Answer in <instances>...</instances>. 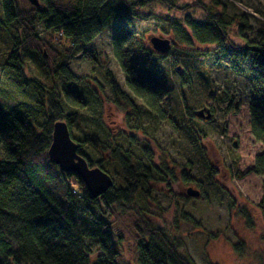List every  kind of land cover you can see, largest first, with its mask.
Returning <instances> with one entry per match:
<instances>
[{"label":"trees","instance_id":"obj_1","mask_svg":"<svg viewBox=\"0 0 264 264\" xmlns=\"http://www.w3.org/2000/svg\"><path fill=\"white\" fill-rule=\"evenodd\" d=\"M39 1L38 6L30 3L25 8L19 0H0V25L15 35L4 68L8 69L12 84L25 86L27 97V102L0 110V264H127L120 261L117 245L121 236L111 221L115 209L133 216L139 264H198L185 252L180 236L152 224L144 213L143 203L152 198L151 180L169 184L176 178L175 171L166 164L154 163L146 139L139 142L136 135L120 138L112 134L101 115L96 116V109L95 115L83 114L84 121L89 122L85 137L75 135L72 128L82 115L80 109L101 103L96 88L83 90L84 85L74 84L76 78H72L60 59H71L82 52L86 59L98 62L94 51L85 49V44L117 19L131 21L142 8L160 3L169 11L181 13V17L169 19V25L183 43L213 46L217 61L222 56L250 59L251 132L257 141L264 142V36L253 42L235 43L229 29L235 23L243 28L244 21L239 15H228L218 8V0H195L185 6L179 0ZM191 8L201 10V16L189 13ZM38 26L43 29L42 35ZM111 43L128 88L142 101L145 117L162 121L168 114L164 103L172 95L174 85L167 87L148 62L134 59L137 49L139 57L153 52H148L137 34L127 29H119ZM25 57L42 73L40 81L26 76ZM105 75L114 100L133 103L127 124L134 133H141L144 127L133 99H129L109 71ZM59 76H66L64 83L69 89L57 91L55 79ZM181 80L188 83L185 75H181ZM186 109L180 117L183 124L178 125H182L181 129H185L201 153L205 133L196 128L194 115ZM58 120L66 121L78 144V153L88 164L113 178V186L99 198L91 196L78 174L65 172L50 161L48 149ZM171 123L177 126L174 118ZM99 132L105 136L104 141L99 140ZM249 172L264 176V151L255 156ZM260 204L264 207V197ZM242 212L249 217L243 209ZM182 217L187 218L184 213Z\"/></svg>","mask_w":264,"mask_h":264},{"label":"rangeland","instance_id":"obj_2","mask_svg":"<svg viewBox=\"0 0 264 264\" xmlns=\"http://www.w3.org/2000/svg\"><path fill=\"white\" fill-rule=\"evenodd\" d=\"M19 1L25 8L30 6L28 0ZM194 1L179 0V4L191 5ZM212 1L205 0L207 3ZM218 2V8L226 14L239 15L244 21L243 28L235 23L229 29L235 43L253 42L264 36V0ZM189 13L201 16V10L196 8H191ZM174 16L181 17V13L169 11L160 3H151L139 10L131 21L117 19L85 44V49L94 51L98 62L86 59L82 52L74 54L71 59H60L72 78H76L74 84L79 82L84 85L83 90L96 88L101 103L96 107L80 109L82 115L76 119L73 133L82 139L85 137L84 131L89 122L84 121L83 114L95 115L96 109V116L101 115L103 124L115 136L136 135L139 142L146 139L154 163L169 166L175 171L176 178L169 184L151 180L152 198L149 203H143L144 213L152 224L180 236L185 252L198 264H264V207L260 204L264 197V176L249 172L255 156L264 151V142L257 141L251 132L250 102L253 95L248 71L251 61L228 56H222L217 61L213 57V46L183 43L175 37L169 25V19ZM0 21H3L1 8ZM119 29L134 31L141 45L148 52H153L152 55L139 57L137 49L134 59L148 62L167 87L173 88L174 85L172 95L164 103L168 114L160 122L145 117L142 101L128 88L126 75L113 55L111 39ZM38 31L41 35L44 33L41 26H38ZM149 35L170 38L174 43L165 54L157 53L148 41ZM14 36L0 25L2 111L20 101L27 102L23 91L25 86L12 84L8 79V69L4 68ZM23 63L28 78L38 81L43 78L30 59L25 57ZM107 71L140 111L141 126L144 127L141 133H134V129L127 124V114H133V103L114 100L105 75ZM181 75L188 78V83H182ZM59 78L55 79L57 91L64 87L69 89V85L64 83L66 76ZM28 87L31 88V85ZM186 107V111L194 115L196 128L205 133L201 153L196 150L185 129H181L182 125H178ZM200 109H204L206 115L208 109L210 117L197 115ZM172 118L177 126L172 125ZM98 135L99 140H105L101 132ZM189 187L198 189L200 196H190L187 193ZM183 213L187 218L182 217ZM132 219L127 211L115 209L111 221L121 236L117 245L120 261L139 264V247ZM239 243H243V248L237 245Z\"/></svg>","mask_w":264,"mask_h":264},{"label":"water","instance_id":"obj_3","mask_svg":"<svg viewBox=\"0 0 264 264\" xmlns=\"http://www.w3.org/2000/svg\"><path fill=\"white\" fill-rule=\"evenodd\" d=\"M31 4L38 6L39 0H28ZM148 41L157 53L165 54L174 40L170 38H161L150 35ZM199 116L210 117V111L200 109L197 112ZM235 144V143H234ZM48 156L50 161L59 165L65 172H74L78 174L84 181L88 191L93 198H99L113 186V178L110 174L99 167H91L86 158L78 153V144L73 139L69 126L64 120H58L54 123L52 142L48 149ZM187 193L190 196H200V191L193 187L187 188Z\"/></svg>","mask_w":264,"mask_h":264}]
</instances>
